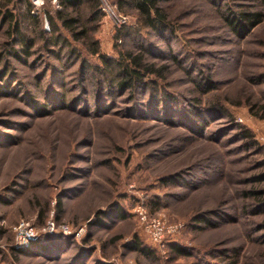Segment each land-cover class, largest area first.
<instances>
[{"label": "rangeland", "instance_id": "obj_1", "mask_svg": "<svg viewBox=\"0 0 264 264\" xmlns=\"http://www.w3.org/2000/svg\"><path fill=\"white\" fill-rule=\"evenodd\" d=\"M14 1L34 42L0 15V264H264V19L227 22L263 0H160L161 31L100 0L101 54L160 72L125 90L47 41L57 1L26 0L38 27Z\"/></svg>", "mask_w": 264, "mask_h": 264}, {"label": "trees", "instance_id": "obj_2", "mask_svg": "<svg viewBox=\"0 0 264 264\" xmlns=\"http://www.w3.org/2000/svg\"><path fill=\"white\" fill-rule=\"evenodd\" d=\"M27 2L22 0V2ZM57 1L59 7L52 12H47V18L50 24L51 37L46 38L51 44H54L62 52H67L71 58L78 59L82 62L83 68H91L95 74H100L105 77V81L113 79L117 81V88L125 90L135 87L136 85L144 84V77L147 75H158L159 70L154 68L141 54H134L133 51H119V57L113 58L101 54L99 42L94 39L95 24L101 19L102 12L100 8V0H45ZM160 0H117L116 4L121 12L127 13V10H136L140 29L150 28L158 31L165 30L168 26V16L163 12L159 5ZM264 2V0H263ZM26 14L23 17L35 26H39V16H35L32 12L31 3H26ZM10 6L17 7L14 0H0V15L3 16L5 22L10 24L9 31L11 35H16L18 40L24 45L22 52L30 55V46L34 41L29 39L23 32L22 18L20 15L14 14ZM7 9L5 12H2ZM264 19V14L261 12H241L234 17H228L227 22L229 27L237 34L244 33L245 26L248 29H253ZM93 23V24H91ZM43 32V31H42ZM44 34V32H43ZM88 48L93 55L99 56L102 60V67L96 64H90L86 58H83L82 50L76 48L73 42ZM69 71V68H67ZM111 76V77H110ZM95 77V76H94ZM264 118V116H263ZM245 136H249L246 134ZM259 195V194H258ZM261 197V196H260ZM264 205V198L262 199ZM61 202L58 201V205ZM122 216L124 213L122 212ZM208 220V219H207ZM136 249L141 250L140 245L137 244ZM178 249V248H177ZM145 251V250H143ZM238 261L233 260L227 264H237Z\"/></svg>", "mask_w": 264, "mask_h": 264}, {"label": "built area", "instance_id": "obj_3", "mask_svg": "<svg viewBox=\"0 0 264 264\" xmlns=\"http://www.w3.org/2000/svg\"><path fill=\"white\" fill-rule=\"evenodd\" d=\"M55 227L54 222L49 225V228L53 230ZM149 228H157V224L150 225ZM16 230L18 232V242L21 245L28 243L30 240L35 238V231L33 226L29 223L21 222L17 227ZM154 239L157 242L162 241L163 239V232H155L154 231Z\"/></svg>", "mask_w": 264, "mask_h": 264}]
</instances>
